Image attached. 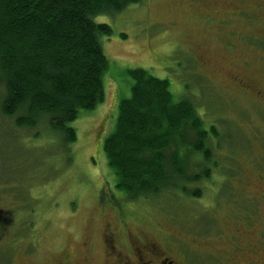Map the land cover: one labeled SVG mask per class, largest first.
<instances>
[{
    "label": "rangeland",
    "instance_id": "1",
    "mask_svg": "<svg viewBox=\"0 0 264 264\" xmlns=\"http://www.w3.org/2000/svg\"><path fill=\"white\" fill-rule=\"evenodd\" d=\"M95 21L112 28L101 39L104 101L69 124L73 143L47 122L21 129L0 114V217L14 215L0 233L14 250L0 264H117L108 243L130 260L134 246L154 262L264 264V0H140ZM134 68L166 79L216 129L209 177L193 184L200 197L129 201L115 189L101 146ZM19 189L32 227L18 247L15 222L29 219Z\"/></svg>",
    "mask_w": 264,
    "mask_h": 264
},
{
    "label": "trees",
    "instance_id": "2",
    "mask_svg": "<svg viewBox=\"0 0 264 264\" xmlns=\"http://www.w3.org/2000/svg\"><path fill=\"white\" fill-rule=\"evenodd\" d=\"M138 2L0 0V114L21 129L47 122L64 147L73 143L76 133L69 124L104 101L108 60L101 39L112 28L95 18ZM128 75L130 96L120 100L114 130L101 146L115 189L129 201L162 193L200 197L193 184L209 177L204 164L212 161L209 142L217 139L216 129L204 126L189 99L174 100L166 79L142 68L129 69ZM197 160L202 170L190 173ZM20 190L15 198L29 219L17 215L22 219L14 226L18 247V236L32 227V206ZM10 212L0 217L1 235L12 225ZM13 250L9 244L0 247L1 254Z\"/></svg>",
    "mask_w": 264,
    "mask_h": 264
},
{
    "label": "flooded vegetation",
    "instance_id": "3",
    "mask_svg": "<svg viewBox=\"0 0 264 264\" xmlns=\"http://www.w3.org/2000/svg\"><path fill=\"white\" fill-rule=\"evenodd\" d=\"M108 247V254L113 257L114 261L117 264H177V263H173L171 260H160L159 262H154L152 260L149 259H144L141 257L140 254V250L137 249L136 247L134 248V246L131 248L135 251H137L136 253H134V260H130L128 257L125 256H121L120 253L117 252L116 249H114V247L112 246V244L108 243L107 244Z\"/></svg>",
    "mask_w": 264,
    "mask_h": 264
}]
</instances>
